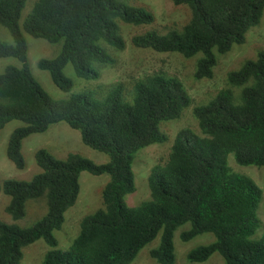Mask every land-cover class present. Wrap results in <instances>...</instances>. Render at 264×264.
I'll return each instance as SVG.
<instances>
[{"label":"trees","instance_id":"16d2710c","mask_svg":"<svg viewBox=\"0 0 264 264\" xmlns=\"http://www.w3.org/2000/svg\"><path fill=\"white\" fill-rule=\"evenodd\" d=\"M27 1L0 0V26L13 40L0 38V58L21 64L0 73V133L11 121L24 124L10 136L8 159L25 169L23 141L64 122L109 161L97 164L77 153L61 160L39 149L35 159L40 172L30 181L0 183V195L10 198L4 213L14 222L26 216L30 201L45 204L47 210L29 227L0 220V264H22L24 250L38 240L49 247L41 264H132L158 236L150 257L158 264H175V232L186 224L191 227L181 233L183 242L206 233L214 236L213 242L188 253L189 262L219 254L221 264H264V235L255 237L261 226V189L250 176L233 171L228 161L232 154L240 166L264 167V53L228 72L215 98L200 106H193L180 78L163 72L136 79L131 86L113 83L102 88L100 97L85 92L58 100L31 72L26 34L51 44L62 42L60 53L41 59L39 68L50 73L60 90L70 92L73 81L64 75L68 64L79 78L98 79L95 66L115 65L113 51L127 48L121 26L151 25L155 17L129 0H35L21 25ZM171 1L175 7L187 6L188 20L164 27L167 34H134L130 43L185 59L201 55L194 71L198 80H212L218 56L243 45L248 31L264 17V0ZM191 107L198 130L186 127L176 134L167 159L149 174V199L129 205L126 198L136 191V154L165 143L163 125ZM83 172L109 176L102 207L83 217L71 246L61 250L55 234L78 200Z\"/></svg>","mask_w":264,"mask_h":264},{"label":"rangeland","instance_id":"374dc122","mask_svg":"<svg viewBox=\"0 0 264 264\" xmlns=\"http://www.w3.org/2000/svg\"><path fill=\"white\" fill-rule=\"evenodd\" d=\"M35 0H28L22 11L21 25L31 13ZM128 4L141 6L151 12L155 21L151 25L133 26L122 25L121 34L127 41V48L124 51H113L116 56V64L100 66L96 65L100 71L98 79L86 80L79 78L72 64H68L64 69V75L73 81V88L70 92L60 90L52 81L48 71L39 68L41 59H52L62 50V42L51 44L44 39L33 38L26 34L28 44V61L32 74L41 84L43 89L53 98L62 100L72 94L92 92L100 97V92L107 89L111 84L123 82L127 86L136 79L152 75L156 72H163L171 76L180 78L186 85L189 94L193 99V106L207 104L215 98V95L224 87L225 77L231 70H238L247 60H256L260 53H264V17L261 23L252 27L243 45H235L233 49L225 54L218 56V65L212 80H198L194 77L196 61L201 57L197 55L191 59H185L174 53H157L150 50H140L134 48L130 39L134 34H145L156 31L160 34H167L168 30L164 27L179 23L184 24L189 18L187 6L175 7L171 0H129ZM0 38L8 43H12V37L8 30L0 26ZM20 67L21 64L14 58H0V73L9 66ZM242 88L236 90V97L239 98ZM192 106V107H193ZM192 107L185 110L182 117L176 121L163 125L162 129L167 135L165 143L155 144L141 149L135 157L134 172L136 175L135 193L127 196L126 200L131 206H138L150 197L148 177L151 170L162 161L167 159L176 134L183 128L191 127L198 130L197 123L192 114ZM24 124L14 120L9 122L0 133V183L9 179L30 181L40 172L35 159V153L39 149H46L55 158L64 160L70 153H77L81 156L103 164L109 161V157L103 153L95 151L86 146L81 139V134L69 127L66 123L52 125L45 133L34 134L23 141V154L26 167L20 170L7 157V146L11 134ZM229 165L233 171L250 176L260 187L262 201L258 208V215L261 226L255 237L264 235V167L240 166L236 163L234 155L228 157ZM109 181L108 175L95 176L89 172H83L80 176L81 191L76 204L66 213V221L61 231L56 232L58 248L68 249L73 239L77 236L80 229V222L83 217L93 213L102 207V190ZM10 198L0 195V220L7 223H16L22 227H29L40 221L47 213L45 204L30 201L27 203L26 216L14 222L4 213V207L9 203ZM191 225L180 226L174 237L176 247L175 264H221L223 259L219 254H214L210 259L202 263H191L187 260L188 253L200 246L214 241V236L206 233L194 239L183 242L180 238L181 233L190 229ZM160 237L144 247L133 261L132 264H158L150 257V250L157 247ZM49 247L44 240H38L24 250L22 264H41Z\"/></svg>","mask_w":264,"mask_h":264}]
</instances>
